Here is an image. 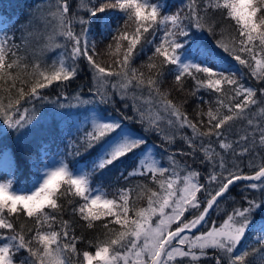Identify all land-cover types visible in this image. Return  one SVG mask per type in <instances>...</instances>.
<instances>
[{
  "label": "snow or ice",
  "instance_id": "snow-or-ice-1",
  "mask_svg": "<svg viewBox=\"0 0 264 264\" xmlns=\"http://www.w3.org/2000/svg\"><path fill=\"white\" fill-rule=\"evenodd\" d=\"M41 4L46 11L38 9V18L30 13L27 23L18 29L19 38L0 29V81L7 84L0 85V128L6 126L9 134H16L18 149L10 155L0 142V164L6 169L0 172V264H199L202 258L215 259L216 264H251L250 255L264 257V225L253 231L254 217L264 213V198L245 195V206L226 211L219 224L207 219L237 182H249L244 184L245 192L264 191V122L252 113L254 106L264 103L257 99V92L264 98V87L243 83V75L238 77L223 55L247 68L258 82L264 81V0H185L174 13L166 12L164 0H80L75 11L69 0H41ZM109 10L120 15L114 18ZM217 13L229 21L234 32H225L214 18ZM37 19L45 27L54 21L56 35L64 38V44L56 47L67 51L52 65L40 61L29 65L27 54L20 55L36 32L33 24ZM94 20L102 22L98 32L93 30ZM130 25L134 26L131 33ZM150 30L153 40L144 36ZM158 32L162 35L155 43ZM205 32L214 39L219 36L215 39L219 52L200 41L197 33ZM97 35L100 42L109 41V51L114 46L115 53L121 54L107 66L96 59ZM142 38L153 44L154 51L137 68L133 63L144 51ZM81 61L93 74L94 88L89 90L90 99H73L77 105L91 107L77 108V122L72 125L75 132L67 131L74 138L67 142L64 153L52 156L44 148L33 156L25 137L39 123L35 102L48 100L42 90L53 82L74 79ZM167 75L174 77L178 92L184 91L191 78L195 82L192 95L200 89L218 94L215 107L210 106L206 113L198 108L190 118L183 105L170 98V91H162ZM115 96L124 108H132V116L112 118L100 107L114 106ZM201 101L212 104L202 97ZM53 103L61 109L76 107L70 102ZM28 104L33 105L31 111L25 107ZM259 112L264 114V107ZM72 114L58 113L62 118ZM124 120L139 123L169 147L180 134L191 151L178 150V154L195 159L202 152L201 164L211 169L207 182L201 183L200 172L180 165L177 152L168 153L167 148L165 165L149 148L146 136ZM237 120L247 121L248 129L242 135L233 132ZM233 135L238 138L230 141ZM213 138L219 149L231 151L240 162L227 164L224 155L212 147ZM85 153L90 159L81 166L76 157ZM247 155L252 156L247 166L256 169L251 174L241 167ZM256 156H261L259 165ZM69 157L75 161L71 166ZM126 163L131 170L119 169L120 179L130 182L141 177L155 185V190L148 184L129 185L109 198L102 185H93L95 176ZM25 165L31 176L21 185L18 173ZM137 188L136 199L147 198L145 207L136 208L132 201ZM69 209L88 228L103 221L104 239H97L94 252L77 248L83 237L75 234L72 221L63 218ZM23 217L30 218L32 227L22 222ZM205 224L210 226L200 232ZM250 232L260 247L251 253L247 248L237 252ZM88 243L93 246L92 241ZM209 249L218 255L209 257Z\"/></svg>",
  "mask_w": 264,
  "mask_h": 264
},
{
  "label": "trees",
  "instance_id": "trees-1",
  "mask_svg": "<svg viewBox=\"0 0 264 264\" xmlns=\"http://www.w3.org/2000/svg\"><path fill=\"white\" fill-rule=\"evenodd\" d=\"M37 1V0H33ZM30 0H27V2L22 7V14L20 15L18 21L15 23L10 35L12 33H15L16 36L19 38L20 31L18 29L21 27V25H24L25 19H27L26 16L23 15L24 8H27L29 10L32 6L27 5L30 4ZM72 10H77L79 7L80 2H74V0H69ZM74 2V3H73ZM185 3V0H180V3L177 5L174 12H176L178 9H180L183 4ZM42 9L46 11V7L43 5L41 6ZM40 8V9H41ZM26 9V10H27ZM36 11V10H31ZM37 14H41L39 10H37ZM215 20L221 25L226 33L234 32V29L229 28V21L223 20L219 14H215ZM22 19L21 23L19 21ZM121 23L123 21L121 20ZM96 25V20L93 21L92 26H94V29ZM34 28L36 29L35 34L29 38L27 47L25 51H22L20 53L21 56H25L27 54V62L29 65L32 63H35L37 61H40L42 64L52 65L54 62L53 57L55 55V52L59 49L56 47L57 44H64V40L61 36L56 35V25L55 22H51L48 24L47 27H45L44 22H39L38 24L34 23ZM134 30V26H129V32L131 33ZM219 31V29H218ZM147 33L144 34L146 37ZM197 36H199L200 41L203 42V45H206L207 47L210 46L212 48H216L215 45V39H219V36H217L215 39L208 35L207 32L205 33H197ZM51 37V39L49 38ZM97 40V52L99 55L96 57L98 62L102 63V65L107 66L116 59L117 56H120L121 54L115 53V48L113 46L112 51H109L107 48V45L109 43L108 40L101 41V37L96 36ZM143 45L144 51L138 56V58L134 61L133 67L140 68L141 64L145 63L148 59V56L152 54V51L150 49L149 44L142 38L141 41ZM126 45V42H125ZM138 48L141 47V45L137 46ZM217 49V48H216ZM219 50V49H218ZM64 52H66L64 50ZM227 56V54H226ZM228 57V56H227ZM231 61H233L236 65L233 68V70L236 71L237 76L243 75V83H245L248 86H252L255 88L264 87V81H257L254 77L251 76V73L247 68H243L240 66L236 61H234L231 57H228ZM80 71L78 75L72 79L70 82H53L51 86L48 88H45L42 90L43 94L48 97L47 101H36L35 102V117L36 120L39 121L38 124H36L35 128H33V131L25 137V141L29 142V149L33 156L37 154L38 149L42 150L44 148L50 149V154L56 151L53 147L44 146L42 142H54L55 140H59V142L62 145V149L60 150L61 153H64L66 150V144L69 140H72L73 136H68L67 131L69 130L68 127H64L60 121H58L55 118H52L55 110L56 105L53 103L54 101H58L61 104H77L75 99H73L76 96H79L81 99H87L92 97V93L89 91L90 89L94 88V80H93V74L89 71L87 65L85 62L81 61L79 64ZM173 67V66H169ZM145 72V75L148 74L147 68L142 69ZM30 71V69H29ZM24 78H27L24 76ZM174 77L172 75H167L166 79L161 85L162 91H170V98L177 104H182L183 111H186L190 118L196 116L197 109H203V111L206 113L208 108L210 106L215 107V100L218 94L212 93L209 90L206 89H200L199 92L194 96L192 95V92L195 89V82L189 78L185 84L184 91L178 92L174 89ZM0 85L7 87V84H4V82L0 81ZM17 85L19 86V81H17ZM27 90V85L25 86ZM111 88H109V92H111ZM201 97L203 98V101H211L212 104L210 105L207 102H202ZM115 105H101L100 107L107 109L108 112L116 115L117 117L123 119L124 116H132L133 111L132 108H124L123 104L119 98V96H115ZM257 99L258 100H264V98L260 97L259 92H257ZM131 103V101H129ZM25 107L29 108V110H32L33 105L28 104L25 105ZM261 107H264V103L258 104L257 106H254L252 108V113L255 114V119L259 120L261 122H264V114H261L259 112V109ZM117 109H120L121 111H117ZM205 124L207 122V117H204ZM127 121L130 126L135 129L136 131L140 132L142 135H145L147 138V141L152 145L154 152L156 154V158L160 159L163 158V162L165 165L167 164V154L171 152H177L176 159L179 161L180 165H184L190 169H195L200 172V182L206 183L207 182V176L209 174V171L211 170L209 167H207L205 164H201V159H203V153L197 152L196 158L193 159L189 156H181L178 154V150H183L184 152H189L191 149L188 148L187 144L183 142V140L180 139V134H177L176 136V143L172 144L170 147L167 145V142L162 140V138L154 133L151 132H145L141 125L139 123H134L131 120H125ZM5 129V147L9 149V154L11 155L12 152L18 151L17 149V141H16V134L11 133V130L7 129L6 126ZM248 129L247 121L246 120H237L235 121V124L233 126V132L238 133L242 135L245 130ZM190 135V130H185ZM75 132V130H74ZM82 134V133H81ZM65 139H62V138ZM238 137L236 135L230 136L229 140H235ZM0 142L4 145V142L0 138ZM212 147L215 148L216 151L221 152L224 157L227 164L231 165L232 163H238L240 161H237L231 151L224 153L223 150L219 149L218 144L215 143V138H213V144ZM168 149V153L165 152V149ZM69 151L71 149H68ZM41 154L43 152L41 151ZM88 154V153H85ZM261 156H264V150H261ZM261 156L255 157V163L259 165L261 163ZM72 158L69 157V160ZM252 159L251 155L244 156L242 158L241 167L243 168V171L245 174H251L256 169H250L248 165V161ZM126 168L128 171L131 170V167L126 163L124 165L118 166V168H113L111 171H106L102 175L95 176V180L101 182L104 187L110 191L112 195H114L115 191L118 188H125L129 185L135 187L136 185L141 184H148L149 187H152L154 190L156 188L155 185H152L150 181L145 180L141 177H134L130 182H126L123 179L119 178V169ZM26 171L30 176L31 173L28 170L27 165L24 166L22 169ZM249 182H237L233 186L230 187L229 192L226 194V196L220 200L218 206H216V210L212 211L210 215L208 216L209 221H216L217 224L222 222V220L225 218L224 213L230 212L233 207H241L245 206V202L243 200V196L247 195L251 198H264V191H253L249 190L247 192L244 191V184ZM140 189L137 188L136 191L132 193V201L135 204L136 208L139 207H145L147 204V198L146 196L141 197L140 199H136V197L139 195ZM78 199V198H77ZM195 215L198 214V212H194ZM186 216L188 219H192V215L186 213ZM64 219L70 220L73 222L74 231L77 236L83 237V240L77 244V248L81 251L83 250H89L93 251L95 250L94 245L97 241V239H104V229H103V221H97L95 222L94 228H88L86 226V223L82 221L79 216L73 215L70 211H66L63 216ZM106 219H111L106 218ZM255 224L253 226V231H257L261 225H264V213H258L255 217ZM22 222L26 223L28 227H32V221L30 218L23 217ZM210 226V224H205L200 228V232L206 231L207 228ZM175 227V225H173ZM58 228V226H57ZM118 228V226H117ZM255 237L253 236L252 232L248 233L245 238L242 240L241 244L237 248V252H240L242 249L247 248L249 253L252 252L253 248H259L260 246L254 243ZM89 241H92L93 246H89ZM218 255V253L214 252V250L209 249L208 250V256H215ZM82 258V257H81ZM248 259L251 261V264H264V257H261L259 255L252 256L250 255ZM199 264H216L215 259L210 258H202L199 261ZM223 264H227L226 261L223 262Z\"/></svg>",
  "mask_w": 264,
  "mask_h": 264
},
{
  "label": "rangeland",
  "instance_id": "rangeland-1",
  "mask_svg": "<svg viewBox=\"0 0 264 264\" xmlns=\"http://www.w3.org/2000/svg\"><path fill=\"white\" fill-rule=\"evenodd\" d=\"M60 55H61V52H59V54H58V60L60 59ZM65 105H67V104H65ZM72 109H73V108H67V107H66V108H63L64 111H70V110H72ZM83 164H84V163H80L81 166H83Z\"/></svg>",
  "mask_w": 264,
  "mask_h": 264
}]
</instances>
